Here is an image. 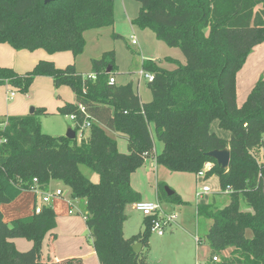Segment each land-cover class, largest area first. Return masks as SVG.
<instances>
[{"label":"trees","instance_id":"16d2710c","mask_svg":"<svg viewBox=\"0 0 264 264\" xmlns=\"http://www.w3.org/2000/svg\"><path fill=\"white\" fill-rule=\"evenodd\" d=\"M134 1L141 4L135 23L151 28L186 58V64L168 59L174 70L153 61L143 64V71L154 76L148 84L153 96L149 103L142 102L132 84L110 85L118 68L113 51L92 60L95 79L79 73L74 63L59 68L40 60L25 74L0 66V86L22 93L39 77L70 88L75 103H66L58 112L76 116L72 140L42 131L41 117L51 115L44 108L26 116H0V238H33L38 221H54L53 208L44 206L40 215L16 219L10 226L1 207L25 191L39 188L46 193L58 182L69 189L71 200L83 201L100 264H150L148 239L157 217H145V229L130 238L124 236V225L128 207L142 201L132 187V175L152 158L172 173L203 172L205 180L215 176L222 193L231 192V202L223 209L215 207V198L197 205L198 217L212 221L208 264H264V78L242 106L236 89L238 73L264 43V0ZM113 5L114 0H0V44L77 57L85 49L86 31L115 25ZM86 122L90 128L81 137ZM215 122L230 133L229 139L212 132ZM110 133L128 142V153L120 152ZM157 142L163 145L160 153L155 152ZM225 149L231 151L227 170L208 156ZM208 164L213 167L206 170ZM84 167L99 176V183L88 179ZM157 192L171 204H188L176 192L168 196L164 182L157 183ZM240 195L250 199L253 213L241 210ZM136 243L143 246L139 254L133 251ZM226 251L229 257L223 256ZM19 253L26 264H35L33 249ZM215 257L221 261L215 263ZM55 264L84 262L72 258Z\"/></svg>","mask_w":264,"mask_h":264},{"label":"rangeland","instance_id":"374dc122","mask_svg":"<svg viewBox=\"0 0 264 264\" xmlns=\"http://www.w3.org/2000/svg\"><path fill=\"white\" fill-rule=\"evenodd\" d=\"M113 11L115 16L114 26L89 30L84 33L86 46L81 55L75 57L71 52H62L58 53L59 55L57 57L60 59L61 64L75 62L80 73L91 75L92 60L99 59L104 53L113 51L118 67L115 73L117 84H132L135 91L139 93L142 102L149 103L153 100V96L148 85L149 82L145 78V75L142 74L144 70L143 64L153 61L166 70H174L176 65L170 63L168 59L186 64V58L179 48L169 47L166 43L159 40L151 28H142L135 23L141 11V4L139 2L134 0H114ZM115 35H119L120 37L115 38ZM133 39L137 41V45L132 44ZM8 49L10 48H7L6 45L0 46V62H4L6 64L5 66L12 65L14 59L12 54L9 55ZM258 51L260 50L255 52V56ZM42 53L49 55L44 49ZM263 58L260 57L257 60L254 59L253 62H248L246 74L250 72L249 77L254 75L259 76L260 74H263L264 77ZM43 78L46 77L36 79L28 93L19 92L13 86H0V113L4 116V119L10 115L18 116L25 114L24 112H26L28 103L31 100L40 102L42 104L40 108H44L49 112H57L58 96H61L66 102H75V93L73 90L66 86L56 87L49 78ZM40 80L51 81L50 84H52L50 86L46 82L40 83ZM7 90L17 93L13 101L7 98ZM243 94L244 92L241 91L237 96L238 102H241ZM32 108H37V106L31 105L25 115L30 114ZM41 124L42 131L50 136H66L68 131L75 127V122L71 116H62L59 113L42 116ZM217 125V123H214L212 129H218L219 127L217 128ZM86 132L84 131L85 136ZM110 134L116 138L120 152L128 153V142L117 134ZM150 165L151 163L145 164L133 174L132 187L142 194L145 201L155 202L159 200L164 211L168 214H175L177 218L174 223L166 227V233L163 237L151 233L148 239L150 251L147 261L149 263L160 264L206 263L211 256V249L207 243V234L212 221L198 217L197 201L199 203H207L215 198V207L223 209L231 202V192L222 193L219 180L215 176L209 180L203 178H200V180L193 174L172 173L163 167L157 166L155 168V166L151 167ZM211 167L213 166L208 164L206 170ZM82 171L91 182L99 183V176L95 172L86 167ZM158 178L160 182L166 183V188L176 193L183 192L185 197L190 200L189 203L179 206L157 197ZM203 185H208L212 189V193L204 195L201 200H197L195 194ZM56 187L65 194V199L54 198L48 205L51 206L53 204L57 211V226L55 230L57 245L61 244V247L68 246L76 241L85 243L87 246L93 245L84 217L83 201L74 200L73 207L67 201V199L71 200L69 189L58 182L55 184L53 191H56ZM17 198L12 203L3 205L1 208L6 221L18 218L17 216L19 215V217L26 216L33 211V208L29 207L28 198L23 197L15 204ZM249 201L250 199L241 195L237 197V202L240 204L241 210L253 213L252 208L249 206ZM40 202L42 201H39L38 206H41ZM132 207H128L127 209L128 219L124 225V236L126 238L138 235L139 232L145 229V216L135 211ZM247 234L249 237L252 236L250 232ZM3 241L7 242L10 240L4 239ZM2 248L4 246L0 244V256L4 259L7 253ZM223 256L229 257L230 251L223 253Z\"/></svg>","mask_w":264,"mask_h":264},{"label":"crops","instance_id":"0c3cea01","mask_svg":"<svg viewBox=\"0 0 264 264\" xmlns=\"http://www.w3.org/2000/svg\"><path fill=\"white\" fill-rule=\"evenodd\" d=\"M1 45H6L7 48H10V49H8L9 55L12 54L14 59H13L12 65L5 66L6 64L4 62H0V66L12 68L20 74H25L26 72L31 71L40 60L53 61L59 68H65L67 65L73 64V63H68V64L65 63L66 65L61 64L60 59L57 57L59 55L58 53L57 54H49L48 53L49 55H46L45 53H42L43 49H41V50L39 49V50H36L34 52L17 51V50H14L13 48H11L8 44H0V46ZM257 50H260V51H258L257 55L255 56L254 54ZM260 57H264V44L257 46L252 51V53L250 54V56L248 57L245 65H244V67L242 68V70L237 75V84H236L237 96L239 95V93L241 91L244 92L241 102H238V98H237L238 106H242L245 103L249 94L251 93L252 89L254 88L255 84L258 82V80L261 77H263V74H260L259 76L254 75L251 77H249L250 72H248L246 74V71L248 70L247 69L248 62L249 61L253 62L254 59L257 60ZM251 58H253V59L251 60ZM74 64L76 65L75 62H74ZM251 66H252V64H251ZM76 69H77V66H76ZM77 71H78V69H77ZM39 78H37V79H39ZM47 78L48 77L43 78V79H47ZM49 80L52 81L51 78H49ZM51 81L40 80L39 82L40 83L46 82V83L50 84ZM116 82H117V80H116ZM51 84H50V86H51ZM4 87H10V86L6 85ZM10 93H11V91L7 90V98L10 101H13L16 98L17 93H16L14 98H10ZM58 100H59V102H58V106H57V112H53V111L49 112L48 111V113H51V114L57 113L58 114L59 108L64 106L66 103H75V102H66L62 99L61 96H58ZM31 105H34V106H37V108H40V106L42 104H40V102H34L31 100L28 103V106L26 108V112H24L25 114L27 113V111ZM25 114L18 115V116H26ZM27 115H29V113ZM0 116L4 117V116H2L1 113H0ZM215 123L219 124L218 122H215ZM217 128H218V125H217ZM71 129H73V128H71ZM211 129H212V127H211ZM212 132H215L218 136H220L224 139H229V137H230L229 132L224 131V130H220L219 128L218 129L213 128ZM59 136H64V135H59ZM59 136H54V137H59ZM118 146H119V144H118ZM162 150H163V145L161 143L157 142L155 152L160 153V152H162ZM147 163H151V165H150L151 167L155 166V168H157V166H158L156 161L152 158H150L146 162V164ZM197 179H200V178H198V176H197ZM132 181H133V175H132ZM158 182H160L159 178L157 180V183ZM55 184H57V183L53 182L51 184V187L48 190V192L49 191L55 192V191H53ZM57 190H60V189L56 187V191ZM178 194L181 196V198L185 202L189 203L190 200L185 197V194L183 192H179ZM195 196H196V194H195ZM23 197L28 198L29 207L33 208V211L28 213V215L23 216V217H19L20 216L19 215V216H17L18 218L11 219V221H6L5 216H4L5 221L10 226H11V222H13L16 219L32 216L34 214V207L39 204L40 200L42 201L41 193L38 194L32 190V191L23 192L17 198L15 204H17L19 202V200H21V198H23ZM141 197H142V194H141ZM157 197H158V192H157ZM62 198H64V197H62ZM67 201L70 203V205H72L74 207V203H75L74 200L67 199ZM142 201H145L143 199V197H142ZM198 203H199V201H197V205H198ZM40 205H42V202H40ZM51 207L53 208V210L56 214L57 211L55 209V206L52 204ZM56 221H57V214H56V218H54V221H52L50 219H41L40 221H38L37 233H36V236L33 238L14 239V240H10L7 242L3 241L4 239L2 240L0 238V244H3V246H4V248H2V249L7 253V255L4 257V259L0 256V264H26L23 261V258L19 255L20 254L19 252L27 253L28 251H30L32 249L35 251V259H34L35 264H55V263L64 261L66 259H72V258H80L83 260L84 264H100V261L98 259V256H97L95 250H94L93 245L87 246L85 243H79L80 241H76L72 245H68V246H62L61 247V244L57 245V235H56V231H55L56 226H57ZM141 232H139V233H141ZM92 244H93V242H92ZM59 249L61 251L60 253H59ZM142 249H143V247H142ZM210 261H211L210 258H208L207 262L202 263V264H208ZM150 264H160V263H150Z\"/></svg>","mask_w":264,"mask_h":264},{"label":"built area","instance_id":"2783aa9c","mask_svg":"<svg viewBox=\"0 0 264 264\" xmlns=\"http://www.w3.org/2000/svg\"><path fill=\"white\" fill-rule=\"evenodd\" d=\"M133 45H137V41L135 39L132 40ZM142 74L145 75V78L148 80V82H152L154 80V76L151 73H146L142 71ZM93 79H95V76L91 75ZM116 83V80L114 77L110 79V85H114ZM16 95V92H11L10 93V98H14ZM81 111L83 112V108H81ZM71 118L73 121H76V116L72 115ZM90 128V123L86 122L83 127L80 130V136L82 137L84 134V131ZM205 175L204 173H200L198 175V178H203L204 179ZM34 184H38V180H34ZM36 193L40 194L42 196V205L41 206H36L34 209V214L35 215H40L42 213L43 207L48 206L54 198H62L64 197V192L62 190H57L55 192H46L43 193L40 191L39 188H36L35 190ZM212 189L208 185H203L199 191H197L196 196L197 200H201L204 195L211 194ZM133 209L137 212H140L143 214L145 217H157L153 225L151 227V232L154 234H157L159 237H163L166 233V227L172 223L175 222L177 216L175 214H168L164 211L161 202L155 201V202H150V201H139L136 204H134ZM213 261L215 263L220 262V258H213ZM200 264V263H197Z\"/></svg>","mask_w":264,"mask_h":264},{"label":"water","instance_id":"95a60500","mask_svg":"<svg viewBox=\"0 0 264 264\" xmlns=\"http://www.w3.org/2000/svg\"><path fill=\"white\" fill-rule=\"evenodd\" d=\"M57 1H60V0H45V4H50V3H54V2H57ZM110 72V70L108 71V73ZM35 112V108H32L31 111H30V114H34ZM67 138L69 139H75L76 137V133L73 129L69 130L67 135H66ZM208 156L214 160L217 161L218 165L224 169V170H227L229 169V166H230V162H231V151L229 149H225V150H222V151H212L210 153H208ZM166 192L168 194V196H172L174 195V191H172L171 189L169 188H166ZM142 244L141 243H136L134 244L133 246V251L137 254H139L142 250Z\"/></svg>","mask_w":264,"mask_h":264}]
</instances>
